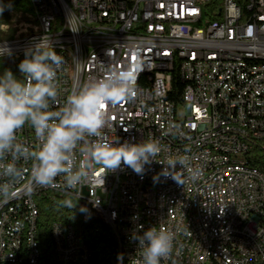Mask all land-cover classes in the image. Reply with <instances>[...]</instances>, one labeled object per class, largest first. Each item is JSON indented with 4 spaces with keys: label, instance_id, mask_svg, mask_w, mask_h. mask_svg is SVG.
I'll return each instance as SVG.
<instances>
[{
    "label": "built area",
    "instance_id": "built-area-1",
    "mask_svg": "<svg viewBox=\"0 0 264 264\" xmlns=\"http://www.w3.org/2000/svg\"><path fill=\"white\" fill-rule=\"evenodd\" d=\"M38 31L0 42L12 55L24 54L34 41L49 38L64 57L58 74L60 102L79 86L102 78L108 67L129 70L132 54H140L141 82L135 96L106 108V136L122 143L159 141L161 151L142 175L130 168L105 173L99 166L74 189L17 185L13 205L0 200V264H39L37 236L40 194L71 199L81 210V224L106 225L123 264H135L132 234L142 226L166 228L187 236L188 260L161 264H264V176L245 174V165L211 159L214 147L244 148V155L264 145V65L246 56L264 54V0H30ZM193 31V38H185ZM5 57V56H0ZM155 59V66H146ZM173 74L184 88L180 102L171 99ZM155 108L143 112V100ZM36 146L34 132L18 134ZM239 157V156H235ZM174 159L175 176H161ZM214 161V168H206ZM28 176L31 162H21ZM62 185V179L57 178ZM113 193V201H106ZM187 207H195L196 223L186 227ZM51 238L58 264H95L91 249L73 239L71 225L55 221ZM214 248L215 262L204 261Z\"/></svg>",
    "mask_w": 264,
    "mask_h": 264
},
{
    "label": "clouds",
    "instance_id": "clouds-1",
    "mask_svg": "<svg viewBox=\"0 0 264 264\" xmlns=\"http://www.w3.org/2000/svg\"><path fill=\"white\" fill-rule=\"evenodd\" d=\"M0 3V15L10 9ZM11 50L0 49V56H11ZM65 63L49 38L34 41L24 50L18 64L20 77L10 69L0 73V200L8 202L16 195L17 185L32 192L34 187L74 189L88 178L97 166L105 173L121 165L142 175L161 151L158 140L139 143L120 142L106 136V108L126 102L135 96L133 74L128 69L108 67L102 78L88 81L60 102L58 74ZM34 132L36 146L24 143L18 134L25 127ZM31 162L28 169L21 162ZM177 161L169 159L154 181L169 176L177 181ZM62 179V185L57 178ZM178 182V181H177ZM73 208L72 200L61 202ZM84 211V209H81ZM137 244L135 264H161L179 255L176 234L155 226L132 234ZM123 264L124 254H117ZM173 264L175 261L173 260Z\"/></svg>",
    "mask_w": 264,
    "mask_h": 264
},
{
    "label": "trees",
    "instance_id": "trees-1",
    "mask_svg": "<svg viewBox=\"0 0 264 264\" xmlns=\"http://www.w3.org/2000/svg\"><path fill=\"white\" fill-rule=\"evenodd\" d=\"M237 1V0H236ZM4 5H10L0 15V42L15 38H22L34 34L38 31V24L33 12L30 0H0ZM24 59V54H23ZM4 69H10L18 78L20 73L18 69L12 67L0 66V73ZM173 93L171 99L176 103L180 102L181 92L184 84L178 75L172 77ZM241 159L249 166L257 169L264 174V149H255L252 153L243 154ZM67 200L54 193L40 194L36 197L39 204L38 240L40 248L39 264H58L53 248L51 238V225L59 221L65 225H71L75 235L81 238L91 249L94 255L95 264H117L118 249L115 239L110 229L104 224H98L100 228L94 231V228L81 224V210L72 201L73 208L65 207L61 202Z\"/></svg>",
    "mask_w": 264,
    "mask_h": 264
},
{
    "label": "bare ground",
    "instance_id": "bare-ground-1",
    "mask_svg": "<svg viewBox=\"0 0 264 264\" xmlns=\"http://www.w3.org/2000/svg\"><path fill=\"white\" fill-rule=\"evenodd\" d=\"M229 0H220V6H228ZM185 38H193V31H185ZM140 54H132V59H129V71L133 74V83L141 82V67ZM246 63H258V65H264V54L258 58V56H246ZM146 66H155V59H146ZM135 91H136V84ZM155 108L154 98H146L143 100V112H151ZM26 131L33 132L30 127L26 126ZM264 149V145H255V149ZM244 154V148H231L226 149L223 147H214L210 150L211 159L229 160L230 166L245 165V174H260V172L249 166L247 162L242 159L238 160V157ZM206 168H214V161H206ZM264 176V174H263ZM106 201H113V193H106ZM5 205H13V199L5 202ZM193 223H196V209L195 207H187L186 211V227H193ZM73 230V228H72ZM73 239L81 241L85 248L89 249L88 245L84 241L75 235L73 230ZM178 247H188L187 236H179ZM179 259L188 260L187 251H179ZM258 263H264V249H257ZM204 261L215 262L214 248H206L204 252ZM180 264H194V262H180Z\"/></svg>",
    "mask_w": 264,
    "mask_h": 264
},
{
    "label": "rangeland",
    "instance_id": "rangeland-1",
    "mask_svg": "<svg viewBox=\"0 0 264 264\" xmlns=\"http://www.w3.org/2000/svg\"><path fill=\"white\" fill-rule=\"evenodd\" d=\"M22 59H23V54L11 55L10 57L9 56L1 57L0 58V66L4 65L6 67H8V66L12 67V68L16 67L18 69L17 66ZM239 159H241V156L238 157V160Z\"/></svg>",
    "mask_w": 264,
    "mask_h": 264
}]
</instances>
